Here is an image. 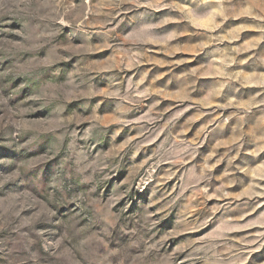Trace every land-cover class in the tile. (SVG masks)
I'll use <instances>...</instances> for the list:
<instances>
[{"label": "rangeland", "instance_id": "1", "mask_svg": "<svg viewBox=\"0 0 264 264\" xmlns=\"http://www.w3.org/2000/svg\"><path fill=\"white\" fill-rule=\"evenodd\" d=\"M33 55L59 76L18 75ZM43 157L44 187L0 185V264H264V0H0V176Z\"/></svg>", "mask_w": 264, "mask_h": 264}, {"label": "clouds", "instance_id": "2", "mask_svg": "<svg viewBox=\"0 0 264 264\" xmlns=\"http://www.w3.org/2000/svg\"><path fill=\"white\" fill-rule=\"evenodd\" d=\"M87 37L81 34H70L67 37L68 46H71L73 41L76 40H86ZM25 52L27 53L29 49L35 48L34 44H27L24 46ZM63 47L60 44L53 45V52L56 51L57 48ZM57 59L56 56H51L46 60H38L33 55V58L30 60H26L24 56L19 57L21 61L15 71L18 75L24 77L27 82H33L36 80H44L51 75L59 76L60 69L59 67H53L55 64V60ZM47 67V71L42 72L41 66ZM22 87L24 85H21ZM131 87V86H130ZM80 95H96V93H81ZM109 95H118L117 92L109 93ZM139 95H143V93H139ZM128 100L129 104L135 103V99L132 96L125 97ZM35 99L43 100L44 103L52 104L53 102H57L56 108H54V114L59 116L60 112L63 111L64 107H66L67 100L71 99V96L64 97L63 93L58 91H50L49 89L45 88L40 91V94L35 97ZM130 111L129 107H121L118 110V117L123 113ZM69 121L59 119L55 121L56 127H64L65 133L67 134L66 125ZM119 123H130L131 121L128 120H118ZM96 125L94 124L93 127ZM116 134H119V129L117 130ZM74 137L75 133H71ZM135 139V137H130L128 140L119 146L120 149H123L127 144L131 142V140ZM60 140H63V136L60 137ZM35 143L27 144V145H20V148L26 152H31L34 150ZM119 150H114L109 152L105 155L114 156L118 155ZM63 160L59 164L56 169V172L50 178V186L53 191L57 193H69L75 187L76 183L82 179L83 167L81 166V159L83 158L81 154H77L74 152L73 145L71 143L68 144L67 149L65 150ZM61 154V147L60 142L58 141L55 143L50 149V157H57ZM50 157H43L37 158V160L27 161L25 163L20 164L17 169L9 175L0 176V185H3L9 181H15L20 184H27L32 187H44L45 186V177L43 173L35 168H32V165L36 164L40 159H49ZM55 166V165H54ZM105 167L107 165H104ZM98 166H93L94 170H96ZM84 179H91L90 176L83 177ZM51 215V213H49Z\"/></svg>", "mask_w": 264, "mask_h": 264}]
</instances>
